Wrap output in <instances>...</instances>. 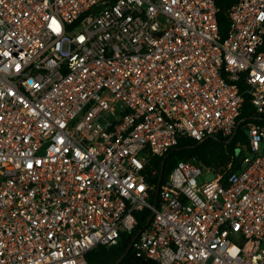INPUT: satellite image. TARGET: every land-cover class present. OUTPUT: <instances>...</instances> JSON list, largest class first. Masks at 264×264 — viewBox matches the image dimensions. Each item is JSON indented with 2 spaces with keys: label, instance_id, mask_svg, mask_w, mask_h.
Instances as JSON below:
<instances>
[{
  "label": "built area",
  "instance_id": "obj_1",
  "mask_svg": "<svg viewBox=\"0 0 264 264\" xmlns=\"http://www.w3.org/2000/svg\"><path fill=\"white\" fill-rule=\"evenodd\" d=\"M0 0V264H264V0ZM258 120L213 178L182 136ZM234 158L240 166L232 169ZM163 164V162H162ZM158 179H156V174Z\"/></svg>",
  "mask_w": 264,
  "mask_h": 264
},
{
  "label": "trees",
  "instance_id": "obj_2",
  "mask_svg": "<svg viewBox=\"0 0 264 264\" xmlns=\"http://www.w3.org/2000/svg\"><path fill=\"white\" fill-rule=\"evenodd\" d=\"M235 1L236 0H216V3L220 8L217 17L222 34H225L229 25L226 12L231 6V4ZM249 119L258 120V117L255 115V108L250 101L249 95H246L245 100L243 102L242 111L239 116L238 128L233 135L223 136L221 134H213L201 141L189 136H182L179 139L178 144L173 147L167 154L161 157H156L151 163V167L156 168L157 171L160 172L163 162L162 181H164L167 178L171 168L178 159H186L192 155H197L198 160L205 167H208V165H211L213 162L218 163L219 159L224 156L217 152H213L207 149L204 150L203 147L206 145V141H223L229 151V156H226V159L229 160L230 156L234 157L236 155L237 140L240 137L246 138L245 130L242 124H244ZM239 166L240 164L238 162V159L234 158L232 169H237ZM158 174L159 173L156 174V179H158ZM146 220L147 218L145 220L140 219L136 229L122 232L121 239L108 249H104V245L98 246L99 248L97 247V249L101 250V252L95 253L94 257L89 258L88 264H115L116 260L125 251L128 244L132 241L133 236L145 224ZM119 264L150 263L143 258L135 257L133 249L130 248L126 256L122 259Z\"/></svg>",
  "mask_w": 264,
  "mask_h": 264
},
{
  "label": "rangeland",
  "instance_id": "obj_3",
  "mask_svg": "<svg viewBox=\"0 0 264 264\" xmlns=\"http://www.w3.org/2000/svg\"><path fill=\"white\" fill-rule=\"evenodd\" d=\"M238 140H245L244 137H240ZM237 140V141H238ZM203 149H207L213 152H217L219 154H221L224 157H221L218 161V163L213 162L211 165H208V168L210 170H203L202 176L201 178H204L206 180H210L211 178H213V172H220L223 171L229 164L230 160L232 159V157L230 156V159H226V156H229V151L227 146L223 143V141H206V145L203 147ZM236 150H237V146H236ZM197 154V153H195ZM197 157V155H195ZM223 159V160H222ZM121 239V237L119 238V240ZM118 240V241H119ZM116 244V243H115ZM114 245V244H113ZM113 245H109V246H103L104 249H108L109 247L113 246ZM99 248V247H98ZM101 250H98L97 248L91 250L90 252H88L87 254V264L89 263V258H92L95 256V253H100Z\"/></svg>",
  "mask_w": 264,
  "mask_h": 264
},
{
  "label": "water",
  "instance_id": "obj_4",
  "mask_svg": "<svg viewBox=\"0 0 264 264\" xmlns=\"http://www.w3.org/2000/svg\"><path fill=\"white\" fill-rule=\"evenodd\" d=\"M162 168H163V164H162ZM135 238V235L133 236L132 238V241L134 240ZM132 241L128 244V246L126 247L125 251L119 256V258L116 260L115 264H119L122 259L126 256V254L128 253V251L130 250L131 248V245H132Z\"/></svg>",
  "mask_w": 264,
  "mask_h": 264
}]
</instances>
